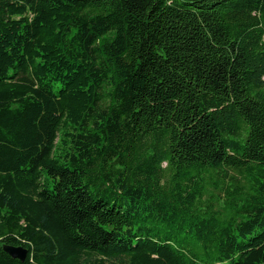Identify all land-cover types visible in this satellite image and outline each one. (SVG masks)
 Returning <instances> with one entry per match:
<instances>
[{"label":"trees","instance_id":"trees-1","mask_svg":"<svg viewBox=\"0 0 264 264\" xmlns=\"http://www.w3.org/2000/svg\"><path fill=\"white\" fill-rule=\"evenodd\" d=\"M0 264H264V0H0Z\"/></svg>","mask_w":264,"mask_h":264},{"label":"water","instance_id":"water-1","mask_svg":"<svg viewBox=\"0 0 264 264\" xmlns=\"http://www.w3.org/2000/svg\"><path fill=\"white\" fill-rule=\"evenodd\" d=\"M5 253H7L11 258L19 260L20 262H25L27 259L28 252L23 247H12L5 245L3 247Z\"/></svg>","mask_w":264,"mask_h":264}]
</instances>
